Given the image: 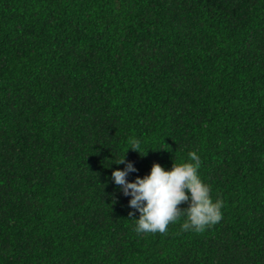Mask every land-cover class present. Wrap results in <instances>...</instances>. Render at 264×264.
<instances>
[{
    "label": "trees",
    "instance_id": "16d2710c",
    "mask_svg": "<svg viewBox=\"0 0 264 264\" xmlns=\"http://www.w3.org/2000/svg\"><path fill=\"white\" fill-rule=\"evenodd\" d=\"M193 151L221 221L138 234ZM0 264H264V0H0Z\"/></svg>",
    "mask_w": 264,
    "mask_h": 264
},
{
    "label": "clouds",
    "instance_id": "9594fccd",
    "mask_svg": "<svg viewBox=\"0 0 264 264\" xmlns=\"http://www.w3.org/2000/svg\"><path fill=\"white\" fill-rule=\"evenodd\" d=\"M130 144L131 147L128 149L141 157L146 156L147 151L143 153L139 151L138 140L133 138ZM189 157L191 162L172 163L170 170L153 163L149 174L143 178L136 177L134 182L126 179L130 172L137 171L133 164L126 162L124 156L116 162L125 164V168L112 171V179L125 196L131 197L128 201L129 207L139 212L135 228L138 234L165 233L168 225L177 221L181 215L187 217L181 225L184 231L203 232L206 227L221 221L223 201L217 199L214 202L210 195V187L198 176L199 155L193 151L189 153ZM182 203H188V207L182 210L179 207ZM128 215L132 217L133 213L129 212Z\"/></svg>",
    "mask_w": 264,
    "mask_h": 264
}]
</instances>
